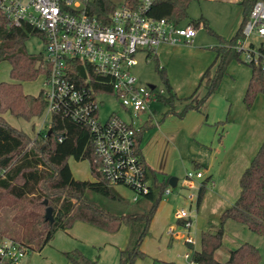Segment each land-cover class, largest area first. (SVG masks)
Returning a JSON list of instances; mask_svg holds the SVG:
<instances>
[{"label":"trees","instance_id":"1","mask_svg":"<svg viewBox=\"0 0 264 264\" xmlns=\"http://www.w3.org/2000/svg\"><path fill=\"white\" fill-rule=\"evenodd\" d=\"M255 1L241 2L244 17L235 35L225 40L215 34L220 39L219 45L213 48L215 52L213 62L217 63V70L211 74L209 66L202 73L200 83L205 80L207 89L205 95L197 103L189 101L183 105L180 116L188 110H199L207 98L216 91L226 62L232 57H239L240 53L230 46L243 37V25ZM123 2L131 7L138 4V0ZM189 3L190 0H153L149 13L154 17H162L180 24L186 18ZM116 6L110 0H89L87 3L90 15L96 16L100 21L106 19ZM200 22L199 20L192 23L196 27ZM204 27H207L205 23ZM32 35H37L32 28L26 25H11L0 15V62L7 61L10 66V81L0 82V170L4 171L0 177V203L3 200L1 193L23 203L14 217L23 233L21 236L8 239L18 243L28 254L41 251L57 231L69 229L76 221L111 234L116 233L121 225H125L129 228V240L127 247L120 251L118 264H133L135 259L146 256L140 250V245L148 233L149 223L158 201L168 186L169 176L163 177L160 184L157 182L155 172L145 164L147 177L152 179L150 191L142 197L143 199L141 198V201L138 199L128 212L105 210L88 196V192L100 195L113 203H120L124 209L128 203L98 171L94 163L91 134L87 128L66 117L53 114L49 133L38 132L37 136L30 138L7 123L2 116L6 112L15 118L30 120L40 116L45 108V98L41 90L37 96L25 95L21 90L22 82L34 81L47 71L42 54H30L26 51L25 42ZM260 51L264 54V45L260 46ZM152 57L167 92V96H159L158 99L171 109H174L176 100H189V97L176 99L164 68L158 64L156 55ZM245 64L250 69V77L243 95V103L246 108H250L258 94L264 96V68L261 64ZM79 70L83 71L84 66L79 65ZM142 131L143 127L136 135L137 143L140 142ZM58 138L61 141H58ZM69 159L88 160L95 180L93 182L75 180L68 165ZM205 183L206 181L202 182L198 189V203L203 197ZM238 184V196L221 213L220 226L215 229L211 226L206 232L201 233L200 248L192 251L193 264H259L258 250L248 243H242L229 251L224 261L216 260L215 253L221 247L222 225L227 220L240 223L251 232L264 236V140L249 165L242 171ZM46 207L52 208L51 223L44 219ZM4 238L7 236L0 231V243ZM64 255L70 264H99L78 251H70Z\"/></svg>","mask_w":264,"mask_h":264},{"label":"rangeland","instance_id":"2","mask_svg":"<svg viewBox=\"0 0 264 264\" xmlns=\"http://www.w3.org/2000/svg\"><path fill=\"white\" fill-rule=\"evenodd\" d=\"M110 1L118 5L124 0ZM243 1L190 0L186 18L180 24L193 25L192 22L196 23L200 20L201 22L198 26L195 27L193 25L197 29L196 35L189 43L161 44L157 46L156 58L158 64L164 68L168 83L177 97L181 98L190 95L188 101H193L194 103H197L203 97L206 91L205 80L199 83L202 73L209 66H211L209 69L211 74L217 70V63L213 62L215 59L213 48L219 45L220 39L216 35L221 36L225 40L235 35L244 17L241 5ZM204 23L207 27H204ZM253 40L257 43L256 39ZM236 43L230 47H234ZM25 48L30 54H44L43 43L38 35L30 36L25 42ZM137 60L138 62L132 67L131 72L138 83L145 86L154 85L159 90L162 89L164 91L162 96H167L165 85L156 71L155 59L150 57L146 60L143 54H138ZM245 63L247 61H245L242 54L239 57H232L226 62L217 85L218 89L216 88V95L204 103L201 109L204 113L209 114L210 120H213L212 118H221V120L226 121L222 128L224 130L222 139H226L225 142L223 141L226 149H220L221 143L220 145H214L219 152L209 157L208 171H204L201 168L203 178L194 179L195 186L191 189L183 182L185 173L191 171L192 163L181 160L173 162L171 174L168 176L175 177L177 184L175 187L167 186L168 193H163L158 201L157 208L149 223L148 233L140 245V250L146 256L135 259L133 264H193L191 262L192 251L199 250L201 233L206 232L211 226L214 229L218 228L220 226L221 213L238 196L240 176L238 174L235 175V171L229 167L232 163L234 164L236 153H234L233 149H229L227 144H229V136L231 135L229 131L230 115L232 114L231 117L233 116L237 105L246 108L243 103V95L250 77V69ZM9 70V63L1 61L0 82L10 81ZM42 88V74L34 81L21 83V90L25 95L37 96ZM258 95H262V103L264 105L263 94ZM100 100L102 101V105L100 104L102 119L107 117L112 111H117L122 117H125L119 103L113 97L103 95ZM227 108L230 111L229 109L226 110ZM149 109L156 111L152 123L160 121L162 117L166 118V115L171 112L179 113L176 117H179L182 113V107L177 101L174 104V109H171L165 103L153 102L149 104ZM146 117L147 115L140 114L139 119L136 120V125L144 123ZM10 123L30 138H34L37 136L38 131L45 133L49 130L51 115L46 114L43 110L38 117H33L30 120L20 118L15 121L12 120ZM219 130L221 132V128ZM149 134L146 131L143 133L142 149L147 143ZM183 145L184 154L195 151L189 144L184 143ZM68 165L75 180L90 182L95 180L91 174L88 160L75 161L69 159ZM207 172L208 174H206ZM209 174H212L210 179L207 178ZM163 177L162 173L156 171L158 183H162ZM223 179H225V182H223ZM201 181H207V184L203 197L198 203L197 194ZM222 182L227 186L225 190L218 191L224 186ZM114 189L128 203L125 209L120 203H113L100 195L88 192V196L105 210H115L117 213L128 212L130 207L135 204L132 201V192L120 186L114 187ZM1 195L3 200L0 203V231L7 238L21 236L23 229L14 220V217L23 203L14 201V199L2 193ZM141 198L139 201L143 199ZM181 209L190 215L191 224L188 230L184 225H181L183 220L176 217L177 212ZM222 229V244L215 253L216 260H226L229 251L236 249L242 243H248L258 250L260 255L259 264H264V236H259L242 224L232 220L224 222ZM187 232L194 238V244L191 247L186 243ZM128 240L129 228L125 225H121L116 233L109 234L86 223L76 221L68 230L57 231L52 240L41 251L28 253L22 259V264H70L64 255V253L70 251H78L84 257L96 260L99 264H118L120 251L127 247ZM186 253L189 254L188 259L185 258Z\"/></svg>","mask_w":264,"mask_h":264},{"label":"built area","instance_id":"3","mask_svg":"<svg viewBox=\"0 0 264 264\" xmlns=\"http://www.w3.org/2000/svg\"><path fill=\"white\" fill-rule=\"evenodd\" d=\"M88 1L0 0V15L11 25L32 28L42 40L47 69L42 73L41 89L45 113L87 128L98 171L110 186L130 190L136 202L151 187L136 137L142 124L136 125V120L140 114L151 117L149 104L159 100L164 91L139 84L131 69L138 62V54L147 60L156 55L158 45L189 43L197 30L150 15L153 0H138L135 7L122 2L102 21L90 15ZM242 36L233 48L247 63L264 68L260 51L264 45V0L253 3ZM79 65L84 66L83 71ZM103 95L113 97L125 117L112 111L102 119ZM3 173L0 170V177ZM201 176L199 171H187L184 184L194 188V179ZM164 193H168L167 188ZM189 216L183 209L176 214L187 230ZM186 243L194 244L189 232ZM25 255L18 243L8 238L1 241L0 264H21ZM185 258H189L188 253Z\"/></svg>","mask_w":264,"mask_h":264},{"label":"crops","instance_id":"4","mask_svg":"<svg viewBox=\"0 0 264 264\" xmlns=\"http://www.w3.org/2000/svg\"><path fill=\"white\" fill-rule=\"evenodd\" d=\"M189 25L193 26L192 24ZM216 91L211 94L204 103L216 95ZM261 96L257 95L255 97L250 108L240 107L237 105L235 111L233 112V116L231 117V114L229 118V131L231 135L229 136V144L227 145L229 149H233L234 153H236L234 164L232 163L229 167L235 171V175H241V171L245 169L247 163L250 161L251 157L255 155L256 151L264 140V105L262 103ZM187 97H190V95L181 98ZM178 98L179 97L176 96V99ZM176 101L180 104V107H183L185 103L189 102L188 100ZM152 102L164 103L160 99ZM203 104L200 106L199 110H189L185 112L183 116L179 117H176L177 112H173L167 114L166 118L162 117L160 121H154V123H152V119L156 112L155 110H151L152 115L149 117V119L146 117V121L142 123L143 131L141 133L140 142L138 145L145 164L155 172V175L156 171L162 173L164 177L170 175L172 164L176 160L192 163L191 170L196 172L199 171L201 173V168L204 169V171H208L209 157L212 156V154L219 152V150L215 149L214 145H220L221 143L220 149H226V145L223 143V141L225 142L226 139H222L224 132L222 128L226 121L221 120V118H212L213 120H210L209 114L204 113L201 110ZM228 109L229 108L226 110ZM3 118L10 125L12 120L15 121L20 119L12 117L8 112L3 114ZM219 128H221V132ZM145 131L150 134L146 145L142 149L141 141ZM184 143L189 144V146L193 147L195 151L184 154L182 149L184 147ZM238 162H240V164H238ZM201 174L202 176L196 179H202L203 172ZM206 174H208V172ZM211 177L212 174L207 176L209 179ZM149 179L152 185V179ZM202 182L203 181H201L200 185ZM223 182H225V179H223ZM206 184L207 181L205 183V187ZM223 184L224 186L218 191H221L222 189L225 190L227 185H225V183ZM183 222H181V225H183Z\"/></svg>","mask_w":264,"mask_h":264},{"label":"water","instance_id":"5","mask_svg":"<svg viewBox=\"0 0 264 264\" xmlns=\"http://www.w3.org/2000/svg\"><path fill=\"white\" fill-rule=\"evenodd\" d=\"M49 133V131H48ZM177 183V179L175 177H170L168 179V185L170 187H175ZM44 204H46V201H44ZM44 219L46 221H49L50 223L53 221V217H52V208L51 207H46L45 209V214H44Z\"/></svg>","mask_w":264,"mask_h":264}]
</instances>
